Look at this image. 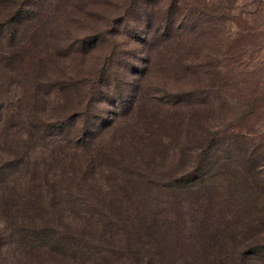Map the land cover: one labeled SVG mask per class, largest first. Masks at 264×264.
<instances>
[{
	"label": "rangeland",
	"instance_id": "374dc122",
	"mask_svg": "<svg viewBox=\"0 0 264 264\" xmlns=\"http://www.w3.org/2000/svg\"><path fill=\"white\" fill-rule=\"evenodd\" d=\"M145 1L0 0V25L11 30L0 34V167L3 162L22 163L6 183H0V264H115L126 252H132L133 247L126 242L132 243L138 237L135 230L155 238L160 243L159 252L170 264L191 263L193 258L201 261V255L209 249L210 235L225 217L228 186L222 184V175L215 170L211 181L192 191L154 186L190 166L189 149L197 145L198 135L205 131L227 130L224 134L264 146V0H182L176 8L171 7L176 18L168 39L163 42L159 36L150 46L143 39L155 27L161 32L158 13L165 8L157 13L151 10L152 18L146 24L144 17L135 19L136 12H129L131 2ZM19 16L22 18L16 22ZM94 37L104 41L93 42ZM146 52L151 63L140 78L138 70L143 67ZM106 63H110V71L105 83L110 80L114 88V78H118V85L109 96L124 102L126 107L120 112L106 98V89L97 92L94 88L99 68ZM183 64L190 69H183ZM114 69L117 74L113 75ZM138 81L143 84L142 89L133 95ZM185 88L195 90L196 99L203 103L183 110L163 102L170 99L167 94ZM86 89L92 98L87 104L92 114L97 109L99 116L113 119L114 123L99 129L89 142L92 149L72 150L69 140L79 134V122L82 120L83 124L87 116V127H94L91 113L76 117L86 103ZM115 106L118 108V102ZM180 115H185V122L176 124ZM51 117L71 118L74 126L61 134L32 129L23 135L37 120ZM144 118L152 126L146 124L129 134V125ZM155 126L157 138L162 135L156 145L158 154L135 161L117 154L114 144L126 149L131 139H153L155 136L150 133L156 134ZM98 142L103 146L115 142L108 150V163L114 168L122 160L134 163L120 172L119 168L108 171L104 177L98 174V186L110 179L114 181L109 183L113 191L124 173L123 189L143 192L144 208L135 218L138 223L121 224L129 237L126 242L123 235L120 236L125 239L121 240L119 236L88 232V226L77 217L72 221L57 217V212L48 216L41 215V210L28 209L32 204L27 198L34 194L25 188L26 181L33 188L43 174L52 177L64 172L59 178L55 176L59 185L75 186L83 167L81 160L88 152L96 156L93 147ZM219 170L222 173V166ZM93 178L90 183L97 188V184H92L96 176ZM77 190L81 191L79 187ZM83 190L92 197L89 187ZM2 195L27 199V207L18 211L22 212L21 220L31 226H68L63 228L73 233L76 253L66 251L68 256L63 258L58 252L61 250L49 245L18 246L2 224ZM133 201L138 203L139 197ZM260 231L264 237V225Z\"/></svg>",
	"mask_w": 264,
	"mask_h": 264
},
{
	"label": "trees",
	"instance_id": "16d2710c",
	"mask_svg": "<svg viewBox=\"0 0 264 264\" xmlns=\"http://www.w3.org/2000/svg\"><path fill=\"white\" fill-rule=\"evenodd\" d=\"M181 1L182 0H146L143 4L137 2L130 3L131 9H129V12H136L134 13L135 19L144 17L146 24L150 22L152 17L149 18V15H151L153 11L157 13L161 10V7L165 8L163 13H158L160 14L158 15L160 18L158 19L162 25L161 32L159 33L158 29L155 27V30L149 34L150 36L148 35L143 39L144 44L147 46L153 45L155 41H158L159 36L163 38V42L168 39L171 30L174 28L176 18L173 15L174 12L171 7L176 8V5ZM148 5H150V8H147ZM151 10L153 11L151 12ZM21 18L22 17L19 16L16 22ZM125 18L127 17L125 16ZM176 27L179 26L176 25L175 28ZM2 32L7 33L11 32V30L0 25V34ZM97 41L100 43L103 42L104 39L94 37L93 42ZM143 60V67L138 70L140 78L146 75V71H148L149 64L151 63L149 52H146ZM181 66L183 69L187 67L190 69L188 64H183ZM99 70L98 81L94 88L97 89V92L100 91V88L106 89V98L111 100V103H114V107L120 112L126 107L124 102L121 99L117 101L116 96H114L113 99L109 96V93L114 92V88L116 89L118 78H114L115 84L113 88L110 80L106 83L104 80L108 78L110 63H106V66L100 67ZM114 73H116L115 69L113 70V75ZM142 85L143 84L139 81L134 84L133 95H138V92L142 89ZM86 90L87 91L83 93L86 97V103L84 108L79 110L80 112L76 117L91 113L95 118V120H93L94 127L91 126V130L87 127V116L83 124L82 120L79 122V125L81 124L79 134L73 135L69 140L70 146L73 148L72 150L79 148L92 149V145L89 142L94 139L99 129L109 128L114 123L113 119H104L99 116L97 109L94 112L95 114H92L91 108L87 107V104L90 103L92 98H90L91 95H89V90ZM47 92L48 95H50L51 90ZM52 94L55 95L56 93L53 92ZM167 95H169L170 99L166 98L163 102L166 103L168 107H176L177 109L185 110L195 108V106L203 103L201 100L196 99V92L191 88L177 90ZM117 102L118 108L115 106ZM133 103L134 99L129 103L131 107ZM117 116L118 114L115 117ZM7 117L9 118V115H7ZM178 117L176 124L178 122L180 124L185 122V115H180ZM5 120L4 118V121ZM71 121V118L64 119L58 117L37 120V124H33V126H31L32 128H27L23 135L25 136L30 133L32 129H36L39 132L51 131L54 134H61L66 132L70 126H74ZM138 121L139 122H136V124L129 125V134H135L136 129H143L146 124L152 126V122L148 121L146 118ZM154 130L156 134L150 133L151 136H155L153 139L149 140L148 138H144V136H140L139 140L131 139L127 142L126 149L122 146L118 147V144H114L117 154L120 153V156L127 158L128 161H135L142 157L144 160L147 157L152 158L153 155L159 153V147L156 145L162 136L157 138L156 126ZM226 132L227 130L215 133L205 131L202 135L199 134L197 145L192 148V150L189 149L192 152L190 166H187L188 168H183V170L175 175L167 176L165 179L166 181L160 182V184L156 183L154 186L156 189L192 191L203 185V183L211 181L215 170L222 175V184H227L228 186L225 217L218 230L210 235V241H208V243L209 245L211 243V245L209 249L207 248L204 255H201V261L197 258H193L191 263L183 262V264H196V262L197 264H264V237L259 235L261 232L260 228L264 225V146L253 141L245 142V139H238L236 136H233V134H224ZM199 133H201V131ZM113 143L115 142L103 146L102 143L98 142V145L93 147L97 151H95L96 156L101 160L95 155H92V153H87L83 160H81V162H83V167L80 169L79 175L77 176L78 183H75V186L71 184L63 185V183L59 185V181L56 180V177L63 176L65 174L64 172H60V174L53 175L52 177H47L43 174L39 178V183L33 186V188L30 181H26L25 188L30 192L33 190L34 194L32 198H27L29 203L32 204L28 205V209L41 210V215L48 216H52L53 213L57 212V217L72 221L74 217H77L83 225L88 226V232H99L103 237L114 238L119 236L121 240L126 238V242L129 237L125 234V230L122 231L121 224L129 223L134 225V222L138 223V221H135V218L137 214L140 213V210L144 208L141 204L143 192L141 191L137 194L133 193V190L128 191L123 189L124 173L115 183L116 187L113 191H111L109 186L110 181L114 183L113 180L108 179L105 184L102 183L98 186L100 183V180L97 178V176L99 177L98 174L104 177L108 171L118 168L117 172H120L131 163L122 160L121 165L116 164L115 168L113 165H109L108 162L111 159L108 150L113 147ZM182 152L183 154L185 153L184 151ZM22 155L25 156L24 151H22ZM24 161L27 163L28 158ZM259 161H263V164H260ZM133 164H130L129 167L133 166ZM17 166H22L21 161H18L16 164L15 162H3L0 167V183H6L7 180L13 176ZM220 166H222V173L219 172ZM21 170H23V168ZM94 176H96V180L93 181L92 184H97V188H94L90 183V180L94 179ZM64 177L67 178V176ZM136 178L138 181V177ZM48 180H50V183H47ZM78 187L81 190L80 192L77 190ZM84 187H89V192L93 193L91 198L87 196V191L83 190ZM83 191H85V193H81ZM83 195H85L86 198H83ZM137 196L139 197V202L135 203L133 199H136ZM14 197L10 198L9 195H2V210L4 213L2 216V224L9 236H14L17 240L18 246L23 247L24 244L25 247L32 248L36 245H49L52 248L63 251H58L63 258L68 256L65 254L67 252L71 254L76 253L77 243L73 242L75 241L72 237L74 236L73 233L69 228V230L63 228L64 226H68L63 224L64 226L60 225L56 227L49 223L41 226H31L30 223L23 222L19 215V213L22 214V212L18 210L27 207L25 204L27 199H22L20 196ZM22 218L25 219V217ZM135 231L138 237L135 240L133 239L132 243H129V241L126 242L127 245L131 244L133 247L132 252H126L122 255L121 261L115 264H119V262L120 264H129L131 261L137 264H170L168 263L169 261L166 260L167 258L163 256L162 252H159L160 243H157L155 238L150 239L147 233L142 231L138 233L137 230ZM120 235L125 236V238ZM193 253L197 254L195 252ZM131 256L133 257L132 259H130Z\"/></svg>",
	"mask_w": 264,
	"mask_h": 264
}]
</instances>
